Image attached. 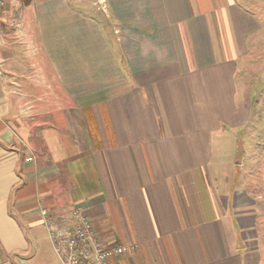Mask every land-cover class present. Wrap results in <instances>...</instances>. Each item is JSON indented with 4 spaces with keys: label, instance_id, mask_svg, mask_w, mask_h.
Returning a JSON list of instances; mask_svg holds the SVG:
<instances>
[{
    "label": "crops",
    "instance_id": "0c3cea01",
    "mask_svg": "<svg viewBox=\"0 0 264 264\" xmlns=\"http://www.w3.org/2000/svg\"><path fill=\"white\" fill-rule=\"evenodd\" d=\"M73 1L31 0L14 37L0 9V264H61L42 209L129 247L109 264H264L263 186L220 155L264 0Z\"/></svg>",
    "mask_w": 264,
    "mask_h": 264
},
{
    "label": "rangeland",
    "instance_id": "374dc122",
    "mask_svg": "<svg viewBox=\"0 0 264 264\" xmlns=\"http://www.w3.org/2000/svg\"><path fill=\"white\" fill-rule=\"evenodd\" d=\"M71 2L78 6L75 1ZM92 3L95 8L100 7L98 0ZM23 8L21 0H11L6 24L7 31L13 32L10 37L15 36L16 24L24 23ZM237 82L249 92L251 110L248 123L233 130L222 146L221 159L236 185L248 188L257 185L264 189V49H254L243 59Z\"/></svg>",
    "mask_w": 264,
    "mask_h": 264
},
{
    "label": "built area",
    "instance_id": "2783aa9c",
    "mask_svg": "<svg viewBox=\"0 0 264 264\" xmlns=\"http://www.w3.org/2000/svg\"><path fill=\"white\" fill-rule=\"evenodd\" d=\"M103 6L104 0H98ZM5 0H0V9ZM30 160L25 159V161ZM46 231L53 250L61 264H109L110 260L125 254L129 247L124 244L108 245L95 231L86 216L79 210L69 212L68 223L61 225L46 210L42 209Z\"/></svg>",
    "mask_w": 264,
    "mask_h": 264
},
{
    "label": "trees",
    "instance_id": "16d2710c",
    "mask_svg": "<svg viewBox=\"0 0 264 264\" xmlns=\"http://www.w3.org/2000/svg\"><path fill=\"white\" fill-rule=\"evenodd\" d=\"M21 2L24 7H27L30 4L31 0H21Z\"/></svg>",
    "mask_w": 264,
    "mask_h": 264
}]
</instances>
